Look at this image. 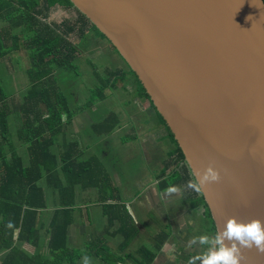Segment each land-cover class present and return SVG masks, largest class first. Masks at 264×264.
Returning <instances> with one entry per match:
<instances>
[{"label": "water", "instance_id": "95a60500", "mask_svg": "<svg viewBox=\"0 0 264 264\" xmlns=\"http://www.w3.org/2000/svg\"><path fill=\"white\" fill-rule=\"evenodd\" d=\"M69 1L145 87L192 178L220 171L201 194L212 234L264 221V1Z\"/></svg>", "mask_w": 264, "mask_h": 264}, {"label": "trees", "instance_id": "16d2710c", "mask_svg": "<svg viewBox=\"0 0 264 264\" xmlns=\"http://www.w3.org/2000/svg\"><path fill=\"white\" fill-rule=\"evenodd\" d=\"M56 7L73 10L77 15L76 21L73 24L68 21L59 24L48 21ZM76 25L80 29V38L85 39L83 33L90 31L100 40L106 41L69 0H0V63L2 64L6 58L17 53H22L31 61L30 66L22 70L23 79L27 84L23 94L16 96L17 93L9 88L10 94L0 82L1 264H75L82 256H95L100 260V264L125 261L123 257L113 255L109 251L102 253L100 251L103 250L100 249L98 252L92 248L84 252L70 249L68 238H66V225L72 221L69 208L72 206L74 186L86 173L88 177L84 187L96 188L98 192L96 201L101 204L104 213L115 209L106 214L109 223L121 221L119 214L122 213L121 208L124 205L122 202H114L120 196V192L119 188L113 186L110 175L106 174L107 182H101L98 179L96 169L99 168L105 172L98 155L88 156V168L83 169V173L80 174L75 156L78 152L73 150L77 146L76 143L70 144L58 155L51 151L56 137L64 135L61 133L64 126L66 127L65 122H69V120H62L63 115L72 114L56 75L73 72L76 68L74 62L81 57L79 46L73 45L69 39ZM108 45L110 50L120 57L117 50L109 43ZM121 60L128 70L126 72L108 71L106 72L108 80L96 77L98 81L95 82L98 87L87 97L82 108L103 100L106 97L104 93L106 89L121 88L129 81L128 83L135 85V94L148 100L154 115L166 129L168 140L174 146L171 154L176 157L177 163H183L186 177L193 179L179 147L162 116L149 99L145 87L124 60L122 58ZM13 74L14 70L4 69L0 81L9 82ZM10 114H15L17 117L15 138L17 142L25 146V155H18L10 142L8 122ZM107 114L92 123L93 135L106 136L120 126V117L117 113L113 111ZM137 138L136 136L131 140H128V137L123 138L122 143L126 144ZM24 157L27 158V162L24 161ZM162 172L160 175L163 176L166 170ZM173 178L162 182L169 187L178 185L181 178L177 172ZM50 191L53 196L56 195L54 204L57 207L47 227V241L40 245V216L47 208V196ZM122 227H124L123 224L117 235L124 239V247H129L137 231L135 229L134 233L126 234V229L122 230ZM23 244L33 246L35 252L30 255L22 249ZM100 246L105 247V245ZM154 257L153 251L143 248L139 251L138 257L134 258V262L135 264H152Z\"/></svg>", "mask_w": 264, "mask_h": 264}, {"label": "crops", "instance_id": "0c3cea01", "mask_svg": "<svg viewBox=\"0 0 264 264\" xmlns=\"http://www.w3.org/2000/svg\"><path fill=\"white\" fill-rule=\"evenodd\" d=\"M49 21L51 20L49 19ZM88 33L91 32L88 31ZM87 36L88 34H86V36L84 34V37ZM89 37V46L93 44H96L97 46V49L91 53L92 55L98 54L99 56L101 54H107L109 56V68L107 70H123L125 72L128 70L126 66L122 65L123 61L121 58L110 50L106 41L100 39L93 40L90 34ZM128 82L129 81H127L126 84L124 83L121 88L112 91L114 92L115 97L119 99L118 97L124 96L126 90L129 91L131 89L129 92L132 95H135V100L138 102L137 106L132 109L128 106L130 105V102L126 105L125 101H121V107H114L117 110H111L109 112L114 111L119 115L120 111L126 109L124 112V116L128 119L126 127L131 124L129 129L128 127L126 128V131H129V133H127V135L126 133L121 135V141L117 144L124 147V145L128 144L130 141L126 144H121L123 138L128 137V140H131L134 136L138 137L137 139L131 141L134 143L129 144L132 147L137 146L136 151L138 159L140 161V158L144 160V168H141V162L138 161L140 167L136 172L133 169L134 167L130 165L125 169L124 174H119L117 165H113L117 164L118 161H115L113 157H110L109 162L111 165H109V167L117 169L114 171V176L111 175L108 172L107 163H103L102 161L108 149L105 147L102 148L100 145L99 146L101 148L97 153L96 150L94 153H91L90 151L87 153L90 146L88 144H82L79 140L94 137L95 135L93 136V128L91 126L92 123L102 119L108 112L100 119L92 120L91 123L84 124L83 121L85 120L82 116L83 111H85L86 114L95 111L94 103L87 107L88 111H86L87 108H82V106L85 104L87 99L81 104H78V102L72 101L71 99H67V105L72 114L63 115L62 120H69V122H65L67 124L64 135L58 137L57 141H55L54 145L51 147V151L58 155L62 153L65 148L67 149L70 144L76 143L77 146L74 147L73 150L74 152H78L75 156L77 158L76 163L79 166L78 173L80 174L83 173V169L87 170L88 168V156L93 154L98 155L102 161L105 171L102 172L101 169H96L98 179L101 182H107L106 174H109L113 186L119 188L120 192V196H118V199L114 200V202L124 203L121 208L122 213L119 214L121 221L109 223L106 214L111 213L115 209L106 214L104 213L101 204L96 201V199H98V192L96 188L84 187L87 183L88 173L83 175L82 180H77L79 183L74 186L75 189L72 206L69 208L70 218H72V221L66 225V238H68L69 242L68 247L82 252L86 251L88 248L95 249L97 252L103 250L100 251L102 253L109 251L113 255H118L119 257H123L125 259V261H120L118 264H135L134 258L138 257V253L141 249L146 248L155 253L152 264H188V260L191 257L200 255L207 250L206 245H200L198 242L190 244V241L195 237L205 234L212 235L207 210L201 195L186 187L187 182L191 179L186 177L182 163H177L176 157L171 154L174 150V146L167 138L166 129L159 123L158 119L154 115L153 109L151 108L148 100L143 97H138L135 94V85ZM123 86L127 87V89H124ZM104 93L106 94L105 91ZM112 95L113 94L108 95L107 99H110ZM144 99L147 100L148 108L143 105ZM150 108L152 111L149 110ZM134 111L136 112L133 113ZM139 111L146 113L147 116H149V119H153V127H148V124L146 125V119L141 120L138 117ZM119 117L120 126L117 128L122 127V118L120 115ZM8 122L12 127L11 133L9 134L10 142L13 144L18 155H25V146L21 142H17L15 138V126L17 124V117L15 114H10L8 116ZM72 122H74V125H77L78 122L81 123L78 131L75 129L72 130ZM157 127H160L161 130L159 135H156ZM117 128H114L112 133L106 135V137L111 136L113 131ZM85 129L86 133H84L83 136L80 135L81 131ZM71 131L76 133V135H72L73 133H71ZM142 131H145V140H153L155 143L154 145L148 146L147 144L145 146V142H142L143 139L140 136ZM122 136L124 137L121 139ZM75 138L78 142L75 141ZM108 139L109 141L112 140L111 137ZM134 154L135 153H133V156ZM123 166L124 162L119 167V169L121 168V172ZM165 167L166 169H164ZM163 170H166V172L162 176L160 174ZM176 172L181 178L180 183L175 186H165L162 181L174 179L173 177ZM172 188H175L176 191L170 192L169 189ZM55 198L56 195L53 196L50 191L47 196V208L42 211L40 216V239L42 237L40 245L47 241V227L52 217V213L57 207V205L54 204ZM94 215L98 216L96 222L98 226L94 225ZM151 219H155L156 222L153 223ZM122 224L124 225L122 230L126 229V234L128 232L134 233L135 229L137 231L136 237L129 247H124V239L122 236L117 235V232ZM14 234H16V232H14ZM140 244L142 245L135 254L130 253L131 247H138ZM100 245H105V247ZM22 249L27 251L30 255L35 252V248L29 244H23ZM85 257L87 256H82L75 264H84ZM87 258L90 259L91 264L94 263V260H96V264L101 263L98 258H95V256ZM1 262L2 253H0V264ZM197 264H200V262L197 261Z\"/></svg>", "mask_w": 264, "mask_h": 264}, {"label": "rangeland", "instance_id": "374dc122", "mask_svg": "<svg viewBox=\"0 0 264 264\" xmlns=\"http://www.w3.org/2000/svg\"><path fill=\"white\" fill-rule=\"evenodd\" d=\"M76 18H77V15L73 10H71V9L65 10V9L59 8V7L54 8V10L52 11V13L50 15V20L52 22H56L57 24H59L63 21H68L69 23L73 24L74 21H76ZM79 32H80V29L76 25V28H75L74 32L70 34L69 39L73 45L79 46V51H80L82 57L78 58L74 62L75 63L74 66L76 68L73 72H71V73L67 72V73L62 74V75L58 74L56 76H57V80L59 82V85H60L62 91L64 92L66 99H68V100L71 99L72 101H76V102H78V104L79 103L81 104L82 102H84V100L87 99V97L90 96V94H92L93 90L98 87L97 82H95V81H98V80H96V77H98L99 79L100 78L101 79L106 78L108 80V78L106 77V72L107 73H108V71L109 72H115L117 70H107L109 68V64H108L109 56L107 54H101L99 56H98V54L97 55L91 54L93 51H95L97 49V46H96V44L89 46V44H90L89 34L93 40L99 39V38H97L93 32H91V33L84 32L83 34H85V36H86V34H88V36L85 37V39H82L79 37V34H80ZM30 63H31V61L28 60V57L24 56L22 53L13 54V56L6 58L2 62V64L0 63V78L1 79H2V76L4 73V69L14 70V74L12 75V78L9 79V82L3 83V81H0L1 85L3 87H5L10 94H11V90L9 88H12L17 93L16 96H20L21 94L24 93V89H25V86L27 84L25 83V81L23 79L24 73L21 70H24L28 66H30ZM122 65L125 66L123 62H122ZM25 80L27 81L26 75H25ZM129 91H131V89ZM129 91L126 90L124 93V96L118 97L119 99H117V97H115L114 92L112 90H105V92L107 94L106 98L103 99L102 101L100 100V101H96L94 103L95 111L90 112L89 114H86L85 111H83L82 116L84 117V120H85V121H83V123L84 124L91 123L92 120L100 119L105 113H107L111 110H117L115 108L122 106L121 101H125L126 105L128 102H130V105H128L129 108H132V109L135 108L137 106L138 102L135 100L136 99L135 95H132ZM110 94H113L112 97L110 99H107V96ZM59 97H60V94H59ZM143 105L145 107H147L148 103H147L146 99L143 100ZM125 110L126 109L119 112V115L122 118V127L115 129L111 136L106 137L104 135H101V136L95 137L93 135L94 137H92V138H83L82 140H79L82 142V144H88L90 146V149L87 150V153H89V151L91 153H94L95 150L97 153L101 147L102 148L105 147L108 149L107 153L103 157L102 161H103V163H107L108 172L113 176H114V171L117 169H114L113 167H109V165H111L109 162L110 157H113L115 161H118L117 164H113V165H117L118 170H119V174H121V173L124 174L125 169L127 167H129L130 165L132 167H134L133 169L135 170V172L140 167V165H141L142 169L144 168V160H142V158H140L141 161L138 159V154L136 151L137 146L132 147L131 145H129V144H132L134 142L130 141L128 144L124 145V147L117 144L118 142L120 143V141H121L120 140L121 135H124L125 133L127 135V133H129V131H126L127 130L126 128L128 127V129H129V127L131 125V124H129L126 127V124H128V119H127V117L124 116ZM149 110L152 111L151 108ZM86 111H88V108L86 109ZM135 112L136 111H134L133 113H135ZM138 113H139L138 117L141 120L146 119V125L148 124V127H153V125H154L153 119H149V116H147V114L142 112V111H139ZM72 123H73L72 130L75 129L76 131H78V128L80 127L81 123L78 122L77 125H74V122H72ZM123 125H125V126H123ZM123 128H125V129H123ZM11 130H12V127L9 124V134L11 133ZM65 130H66V127L64 126L61 134H63ZM71 133H73V131H71ZM84 133H86V129L81 131L80 135L83 136ZM160 133H161L160 127H157L156 135H159ZM72 135H76V133H73ZM140 136L143 139L142 142H145V146L147 144H148V146L155 144L153 142V140H150V141L145 140V131H142V133H140ZM109 137H111L112 140L109 141V139H108ZM123 137L124 136H122L121 139ZM57 138L58 137H56V139L54 141H57ZM98 140H100V141L97 142ZM75 141L78 142V140L76 138H75ZM121 144H123V143L121 142ZM133 153H135L134 156H133ZM24 161L25 162L27 161L26 157H24ZM138 161L141 162L140 165H139ZM123 162H124V166L122 167V172H121V168L119 169V167ZM97 219H98V216L94 215L93 222H94L95 226H98L96 223ZM151 221L153 223L156 222L155 219H151ZM41 240H42V237H41ZM45 241H46V239H45ZM141 245L142 244H140L138 247H131L130 253L135 254ZM93 264H96V260H94ZM115 264H118V262Z\"/></svg>", "mask_w": 264, "mask_h": 264}, {"label": "clouds", "instance_id": "9594fccd", "mask_svg": "<svg viewBox=\"0 0 264 264\" xmlns=\"http://www.w3.org/2000/svg\"><path fill=\"white\" fill-rule=\"evenodd\" d=\"M194 175L195 178L189 180L186 187L198 194H203L210 184L221 180L220 171L215 168L214 162L206 170L196 171ZM169 191L174 192L176 189L172 188ZM197 242L206 245L207 250L191 257L188 264H197V261L200 264H243L247 259L244 255L246 249L255 247L258 252L264 254V221L253 218L248 222H242L231 217L223 230L218 229L214 235L205 234L195 237L190 244ZM84 264H91L90 259L85 257Z\"/></svg>", "mask_w": 264, "mask_h": 264}]
</instances>
